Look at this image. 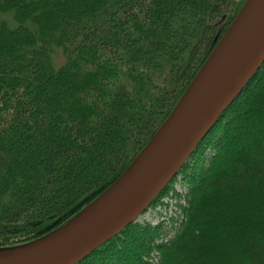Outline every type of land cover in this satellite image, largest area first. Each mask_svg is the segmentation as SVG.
<instances>
[{
    "label": "trees",
    "instance_id": "1",
    "mask_svg": "<svg viewBox=\"0 0 264 264\" xmlns=\"http://www.w3.org/2000/svg\"><path fill=\"white\" fill-rule=\"evenodd\" d=\"M242 3L0 0V248L123 173ZM201 144L215 154L200 145L179 171L188 183L210 158L168 246L135 222L78 264H264V64Z\"/></svg>",
    "mask_w": 264,
    "mask_h": 264
},
{
    "label": "water",
    "instance_id": "2",
    "mask_svg": "<svg viewBox=\"0 0 264 264\" xmlns=\"http://www.w3.org/2000/svg\"><path fill=\"white\" fill-rule=\"evenodd\" d=\"M264 64V0H245L123 173L63 225L0 248V264H78L138 221Z\"/></svg>",
    "mask_w": 264,
    "mask_h": 264
},
{
    "label": "rangeland",
    "instance_id": "3",
    "mask_svg": "<svg viewBox=\"0 0 264 264\" xmlns=\"http://www.w3.org/2000/svg\"><path fill=\"white\" fill-rule=\"evenodd\" d=\"M234 1V8L236 7V5L237 4H239V3H241V2H245V0H233ZM243 3L241 4V6L243 5ZM234 8H232V9H234ZM240 9V8H239ZM239 9H238V11H239ZM237 11V12H238ZM236 12V13H237ZM236 13H235V15H236ZM234 15V16H235ZM234 18V17H233ZM228 23H226V20H224L222 23H221V25H222V28H223V30H224V28L226 27H228V26H226ZM230 24V23H229ZM228 24V25H229ZM225 25V26H224ZM226 30V29H225ZM222 36V35H221ZM182 95V94H181ZM180 98V97H179ZM179 98H178V100H179ZM177 100V101H178ZM177 103V102H176ZM176 103H175V105H176ZM174 105V106H175ZM174 108V107H173ZM172 108V109H173ZM172 109H171V111H172ZM170 111V112H171ZM170 112H169V114H170ZM168 114V115H169ZM224 114V113H223ZM167 115V116H168ZM221 118H222V116H221ZM220 118V119H221ZM166 119V118H165ZM164 119V120H165ZM163 120V121H164ZM163 121H162V123H163ZM161 123V124H162ZM218 123V122H217ZM217 123H216V125H217ZM223 123V120L221 121V124ZM215 125V126H216ZM214 126V127H215ZM213 127V128H214ZM212 128V129H213ZM212 129H211V131H212ZM215 132V131H214ZM210 133V132H209ZM208 133V134H209ZM217 133V132H216ZM215 133V134H216ZM214 136V135H213ZM212 136V137H213ZM216 136V135H215ZM207 137V136H206ZM205 137V138H206ZM205 138L203 139L204 141H205ZM202 140V141H203ZM202 141H201V143H202ZM147 143V142H146ZM145 143V144H146ZM199 144V146L200 145H203V144ZM198 146V147H199ZM204 147H203V149H205L204 151H207L206 153H207V155H208V157H213L214 156V154H215V150L216 149H213L210 145H203ZM261 147H264V145H262ZM143 148V147H142ZM141 148V149H142ZM140 149V150H141ZM139 150V151H140ZM261 151H264V149H262ZM138 154V153H137ZM136 154V155H137ZM194 154V153H193ZM192 154V155H193ZM135 155V156H136ZM192 155H191V157H192ZM193 158H195L194 160H198V158L197 157H195V155H194V157ZM134 159V158H133ZM132 159V160H133ZM190 159V158H189ZM191 160H192V158H191ZM210 160V158L208 159L207 157H205L203 160L201 159V160H199L198 161V163H197V167L195 168V169H193V171H192V173L191 174H194V179L192 180V179H190V181H188V183L187 182H184L181 178L183 177L182 175H181V172L179 173V174H177L171 181H170V183L167 185L168 187L167 188H165L164 189V192H162L156 199H155V201L154 202H156L158 199V201L155 203V204H153L152 203V205H150V207L139 217V219H138V221L137 222H139V223H141L142 225H153V226H156V225H161V227L162 228H164L166 231H165V233L163 234V235H161L159 238H157V239H155L154 237H153V234H152V237L151 238H145V242L147 243L148 241H150V240H152V239H155L154 240V243H158V242H163V243H165V242H167L170 238H172V236L175 234V229H174V227H176L177 226V224H178V221H179V219H180V217H181V211L183 210V208L184 207H186V205H187V202H188V197L189 196H187V193H188V191H189V189H190V187H192L193 185H195V183H196V181H195V178H198V175H200V173L202 172H204V170H206V168L209 166V161ZM132 162V161H131ZM130 162V163H131ZM128 167V166H127ZM194 170H195V172H194ZM201 173V174H202ZM192 185H191V184ZM112 184V183H111ZM110 184V185H111ZM109 185V186H110ZM108 186V187H109ZM106 189V188H105ZM104 189V190H105ZM103 190V191H104ZM100 194V193H99ZM98 194V195H99ZM97 195V196H98ZM96 196V197H97ZM187 196V197H186ZM96 197H94V198H96ZM93 198V199H94ZM92 199V200H93ZM91 200V201H92ZM91 201H89V202H91ZM89 202L87 203H81V204H79V206H77V207H75V208H73L71 211H68V212H66L60 219H59V223L56 225V226H54V227H52V228H47V230H45V231H43V233L41 234V235H39V236H37V237H35L34 239H37V238H39V237H41V236H43V235H45L46 233H48V232H50V231H52L53 229H55V228H57V227H59V226H61V225H63L64 223H66L67 221H69L74 215H76L82 208H84L86 205H88L89 204ZM181 210V211H180ZM34 239H32V240H34ZM31 241V240H30ZM28 242V241H27ZM23 243H25V242H23ZM145 243V244H146ZM19 244H22V243H19ZM148 244V243H147ZM166 244V246H168V244L169 243H165ZM14 245H18V243L17 244H14ZM14 245H10V246H14ZM9 247V246H8ZM4 248V247H3ZM92 254V253H91ZM90 254V255H91ZM159 254V251L158 250H154L153 248H152V251H151V253H149L148 254V256H147V260H149L150 262L152 261L153 263H157V261H158V255ZM89 255V256H90ZM88 256V257H89ZM87 258V257H86ZM85 258V259H86ZM84 260V259H83Z\"/></svg>",
    "mask_w": 264,
    "mask_h": 264
}]
</instances>
